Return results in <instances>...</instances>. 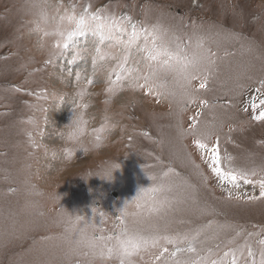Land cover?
I'll return each instance as SVG.
<instances>
[{
	"label": "rangeland",
	"instance_id": "374dc122",
	"mask_svg": "<svg viewBox=\"0 0 264 264\" xmlns=\"http://www.w3.org/2000/svg\"><path fill=\"white\" fill-rule=\"evenodd\" d=\"M71 1L0 0V264H264V0Z\"/></svg>",
	"mask_w": 264,
	"mask_h": 264
},
{
	"label": "snow or ice",
	"instance_id": "6c2138e0",
	"mask_svg": "<svg viewBox=\"0 0 264 264\" xmlns=\"http://www.w3.org/2000/svg\"><path fill=\"white\" fill-rule=\"evenodd\" d=\"M76 25H77L78 30L68 33V35L65 38L66 42L63 43V49H65V50H67L70 47V43L74 41V38L86 37L89 35V31L91 33V36L95 38L93 40V42L96 44L95 50L97 53L100 52L99 46L103 45L106 40H110L112 38L110 35L104 34L102 30L97 29V28H92V29H89L88 31H86L84 21L82 19L78 20L76 22ZM129 43H131V41ZM151 59H155V56L151 57ZM126 60H127V58H125V62H126ZM69 63H71V61H69ZM201 87H204V85L202 84ZM261 104H264V101H261ZM259 118L264 119V113H261ZM198 146L201 148L203 147L202 144H199ZM212 160H213V163L217 165V167L214 169V171L216 172V174L218 176H220L223 179L224 173L221 172V170L218 166L219 165V155H218L216 149H213ZM243 178H244L245 183H247L248 182L247 177H243ZM227 179H229L231 182L235 183L237 181L238 177H237V175L229 174L227 176ZM260 188H261V195L264 196V181L261 182ZM134 247H138V245H134ZM188 251H193V249L191 247H189ZM125 254L128 255L130 253H128L127 250L125 249ZM175 254L176 253L173 252V255H175ZM213 264H215V262H213ZM233 264H235V262H233Z\"/></svg>",
	"mask_w": 264,
	"mask_h": 264
},
{
	"label": "clouds",
	"instance_id": "9594fccd",
	"mask_svg": "<svg viewBox=\"0 0 264 264\" xmlns=\"http://www.w3.org/2000/svg\"><path fill=\"white\" fill-rule=\"evenodd\" d=\"M71 119H72V118H71ZM111 130H114V128L111 129ZM85 146H90V145H85ZM116 164H118V163H117V162H113V169H112V172H111V179H112V174H113V172L117 170V169L115 168V165H116ZM93 177H95V176H93ZM90 178H91V177H90ZM100 179L108 180L109 178H108V177H101Z\"/></svg>",
	"mask_w": 264,
	"mask_h": 264
},
{
	"label": "trees",
	"instance_id": "16d2710c",
	"mask_svg": "<svg viewBox=\"0 0 264 264\" xmlns=\"http://www.w3.org/2000/svg\"><path fill=\"white\" fill-rule=\"evenodd\" d=\"M77 2H79V0H77ZM84 6V5H83ZM84 8V7H83ZM95 12V14L97 13V9L94 11ZM123 16V15H122Z\"/></svg>",
	"mask_w": 264,
	"mask_h": 264
},
{
	"label": "bare ground",
	"instance_id": "6f19581e",
	"mask_svg": "<svg viewBox=\"0 0 264 264\" xmlns=\"http://www.w3.org/2000/svg\"><path fill=\"white\" fill-rule=\"evenodd\" d=\"M253 15H254V14H253ZM135 97H136V96H135ZM135 97H134V98H135ZM134 173H135V172H134ZM141 174H142V173H141ZM175 213H176V212H175ZM175 217H176V216H175ZM174 223H175V222H174Z\"/></svg>",
	"mask_w": 264,
	"mask_h": 264
}]
</instances>
